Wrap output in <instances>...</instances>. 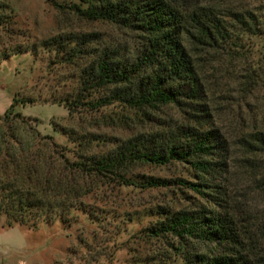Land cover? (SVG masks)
<instances>
[{
    "label": "rangeland",
    "instance_id": "obj_1",
    "mask_svg": "<svg viewBox=\"0 0 264 264\" xmlns=\"http://www.w3.org/2000/svg\"><path fill=\"white\" fill-rule=\"evenodd\" d=\"M176 1L187 7L212 3L239 6L241 1L250 8L264 4V0ZM70 33L94 34L106 47H119L125 55L128 51L134 54L136 48L135 35L129 31L62 13L46 0H0V114L10 107L16 93L18 101L8 118L0 119V165L8 164V180L16 178L21 184L26 178L23 170L34 165L42 181L65 183L63 167L83 157H101L121 141L169 123H186L188 116L174 104L142 121L116 103L95 110L85 105L104 95L80 86L79 72L87 59L71 65L61 54L44 47L51 39ZM254 45L255 52L242 57L218 53H194L192 57L202 84L200 103L208 113V129L217 130L229 147L228 172L222 185L231 214L243 230L257 235L256 245L263 251L264 156L248 154L241 141L264 127V43L256 41ZM78 97L81 103L71 104L68 110L63 101ZM16 166L21 171L13 175ZM187 167L179 162L160 167L142 164L132 173L190 181ZM0 181L5 182L6 177L0 175ZM87 181L93 192L85 203L95 216L78 215L71 225L40 223L35 229L15 224L12 231L4 233L7 242L20 245L15 252L22 263L168 264L166 256H173V251L167 242L146 237L142 231L153 219L148 209L187 206L177 188L142 190L111 179ZM1 227H8L3 213ZM4 253L11 255L9 248ZM171 262L181 263L174 258Z\"/></svg>",
    "mask_w": 264,
    "mask_h": 264
},
{
    "label": "trees",
    "instance_id": "obj_2",
    "mask_svg": "<svg viewBox=\"0 0 264 264\" xmlns=\"http://www.w3.org/2000/svg\"><path fill=\"white\" fill-rule=\"evenodd\" d=\"M46 2L62 13L127 30L137 40L134 54L128 51L129 55L119 47H106L94 34L70 33L45 43L49 52L61 54L71 65L87 59L79 72L80 86L104 95L85 105L95 110L116 103L142 121L174 104L188 117L186 123L166 124L119 142L101 157H83L63 167L65 183L42 181L37 178L39 169L32 165L23 170L26 178L19 184L16 178L8 180V164L0 165V175L6 177L0 181V214H6L7 228L16 224L35 229L40 223L54 222L71 225L78 215L95 216L85 203L93 192L89 179H111L142 190L173 187L187 206L148 209L153 219L142 231L146 237L167 242L173 251V256H166L168 264L173 258L180 264H264L257 235L243 230L231 214L222 185L229 147L217 130L208 129V113L200 103L202 84L192 57L194 53L242 57L255 52L254 43H264V4L250 8L242 1L239 6L221 7L213 3L187 7L176 0ZM16 96L0 119L8 118L18 102ZM79 98L63 103L70 110L71 104L81 103ZM241 141L248 154L264 156V127ZM175 162L188 165L190 181L132 173L142 164L160 167ZM17 171L21 170L16 166L11 173ZM33 212L37 215L28 218Z\"/></svg>",
    "mask_w": 264,
    "mask_h": 264
},
{
    "label": "crops",
    "instance_id": "obj_3",
    "mask_svg": "<svg viewBox=\"0 0 264 264\" xmlns=\"http://www.w3.org/2000/svg\"><path fill=\"white\" fill-rule=\"evenodd\" d=\"M2 115V114H0ZM15 227L11 228H0V236H2L0 239V264H23L22 259L20 257H17V253L15 250H17V247L20 245H17L13 242H7L4 238V233L12 231ZM2 234V235H1ZM9 248V251L11 255L7 256L4 252Z\"/></svg>",
    "mask_w": 264,
    "mask_h": 264
}]
</instances>
